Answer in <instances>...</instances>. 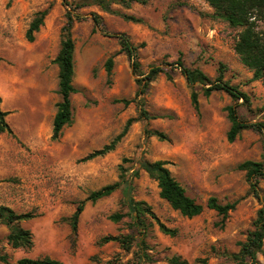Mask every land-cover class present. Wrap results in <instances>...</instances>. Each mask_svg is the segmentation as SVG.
Wrapping results in <instances>:
<instances>
[{"label": "rangeland", "instance_id": "374dc122", "mask_svg": "<svg viewBox=\"0 0 264 264\" xmlns=\"http://www.w3.org/2000/svg\"><path fill=\"white\" fill-rule=\"evenodd\" d=\"M91 2L0 0V108L7 111L5 120L12 130L0 131V205L16 213H32L17 222L32 234L29 248L12 247L7 241L10 226L0 223V263L50 256L62 264H173L171 258L179 256L188 264H235L226 254L238 250L261 206L238 165L260 160L263 135L245 129L234 141H227L225 107L232 103L231 97L224 91L204 95L197 86L195 108L176 62L200 68L211 80L223 64V80L249 96V103L238 108L240 117L264 121V86L252 78L233 49L240 28L215 17L206 0H148L129 7L113 3L115 13ZM74 8L83 18L71 28L72 118L53 139L52 122L60 100L54 58L67 11ZM42 9L47 14L29 42L25 31L34 13ZM116 32H125L139 46L143 73L153 65L165 70L142 94H137L136 79L143 75L133 72ZM141 110L146 116L140 115ZM129 118L134 120L114 149L83 159L114 139ZM142 160H165L196 201L205 203L215 196L221 203L235 201L234 209L225 218L208 208L192 217L181 215L159 196L157 181L139 167ZM120 177L130 184L134 199L146 202L160 221L176 229L174 235L163 233L157 221L146 215L147 261L137 259L135 243L124 250L118 241H101L106 235H136L122 187L95 201L86 200L77 232L71 231L68 218L77 204L92 190ZM258 186L264 198V179ZM115 213L123 217L114 220L110 216ZM256 256L264 264V239Z\"/></svg>", "mask_w": 264, "mask_h": 264}, {"label": "trees", "instance_id": "16d2710c", "mask_svg": "<svg viewBox=\"0 0 264 264\" xmlns=\"http://www.w3.org/2000/svg\"><path fill=\"white\" fill-rule=\"evenodd\" d=\"M67 4V0H63ZM93 4L99 6L102 10L115 13L111 4L117 3L124 7H129L133 2L146 3L148 0H91ZM208 5L213 9L215 17L226 21L231 27L240 28L233 49L243 65L252 71V78L260 80L264 86V0H206ZM47 14V9L38 10L34 13L28 27L25 31V38L31 42L34 40V33L43 23V19ZM126 19L139 21L131 15L122 14ZM83 16L72 11H67L66 22L63 27V37L60 41L59 50L54 58L58 65V93L60 100L56 104V112L52 122V138L59 137L64 125L71 122V102L70 95L75 91L72 84L73 76V53L74 41L71 37V28L75 20L82 19ZM95 25H99V17L92 15ZM120 50L123 51L131 59L132 70L138 75L137 78L140 89L137 94H142L148 83L155 76L164 72L161 65L151 66L147 72L143 73L140 69L138 61V45L134 44L125 32H116ZM188 87L191 89L190 96L195 108L198 106L197 89L200 87L204 95H209L212 91H224L231 99L232 103L225 107L229 127L226 131V139L232 142L240 134L242 130L252 129L263 135L264 139V121H248L240 117L238 108L241 104L249 103V96L246 92L241 91L237 85L223 80L222 71L223 64L219 63V74L211 80L200 68H190L185 66L180 60L176 62ZM112 59L106 60V69L110 72ZM1 101V97H0ZM7 111L0 108V131L6 130L12 133L5 116ZM140 115L146 112L141 110ZM134 118H129L123 130L109 143L104 144L98 149H94L84 156V160L103 155L114 149L115 144L125 133L127 126ZM155 134L161 136L160 133ZM139 167L144 169L151 177L157 181L159 187V196L166 200L169 205L177 210L181 215L192 217L200 214L205 208L212 209L225 218L229 211L234 209L235 201L221 203L215 196H209L205 203L196 201L193 197L186 193L185 188L174 178L170 170L166 167L165 160L139 162ZM239 169L245 172L246 180L249 184L250 192L253 196L261 200V206L257 210L256 218L253 222V228L247 233L245 240L239 242V248L235 252L227 253L235 264H262L257 259V252L261 250L264 239V198L260 195L259 180L264 179V140L262 145V156L260 160L247 159L238 165ZM2 180H0L1 182ZM122 187L124 203L127 206V215L130 218L131 226L135 228L136 235L132 233L124 235H106L101 238L102 242L111 240L118 241L124 250H130L133 243L137 247V259L142 261L149 260L147 252H145L146 242V215L154 218L160 230L163 233L174 235L175 228H169L152 212L150 206L146 202L136 200L130 194V184L123 178L105 184L98 189L92 190L84 200L80 201L76 209L69 216V224L71 231L76 234L80 213L83 210V203L86 200L95 201L101 197L110 195L113 191ZM32 217V213H16L11 208L0 205V223H6L10 226L7 234L8 243L14 248H29L32 246V234L29 229L20 226L17 222ZM114 220H119L123 214L115 213L110 216ZM4 262L6 257L2 256ZM173 264H188L187 260L181 259L179 256L171 258ZM138 263V262H137ZM2 264V263H0ZM15 264H62L58 259L50 256L43 257H21L16 260Z\"/></svg>", "mask_w": 264, "mask_h": 264}]
</instances>
